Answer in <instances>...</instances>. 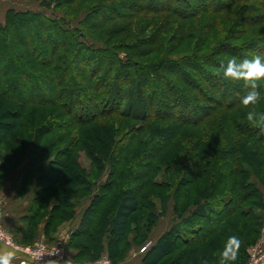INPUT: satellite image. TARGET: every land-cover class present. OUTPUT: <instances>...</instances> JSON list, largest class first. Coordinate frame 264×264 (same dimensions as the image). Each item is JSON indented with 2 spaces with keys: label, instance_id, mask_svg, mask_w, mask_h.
Masks as SVG:
<instances>
[{
  "label": "trees",
  "instance_id": "1",
  "mask_svg": "<svg viewBox=\"0 0 264 264\" xmlns=\"http://www.w3.org/2000/svg\"><path fill=\"white\" fill-rule=\"evenodd\" d=\"M88 1L41 0L74 17L12 8L0 22V171L19 168L33 146L21 191L40 177L20 241L31 244L44 217L46 235L56 232L87 196L67 248L83 263H122L155 226L138 227L129 241L132 219L141 211L159 218L146 190L162 188L154 165L171 147L161 207L164 213L173 203L176 221L141 264H218L231 236L239 241L232 264H248L264 228V134L246 120L243 82L214 73L233 57L264 59V0H98L84 11ZM141 24V34L156 25L150 37H135ZM121 50L130 54L123 58ZM44 107L61 111L54 122L61 131L39 145L33 127ZM256 107L264 111V90ZM10 115L14 122L4 123ZM82 152L98 179L81 163ZM140 165L147 171H137Z\"/></svg>",
  "mask_w": 264,
  "mask_h": 264
},
{
  "label": "rangeland",
  "instance_id": "2",
  "mask_svg": "<svg viewBox=\"0 0 264 264\" xmlns=\"http://www.w3.org/2000/svg\"><path fill=\"white\" fill-rule=\"evenodd\" d=\"M98 0H89L88 3L83 7L84 11H87L89 9L92 8L93 5H95V3L97 2ZM15 9L17 11H41V12H46L48 15L50 16H55L59 19H64L65 18V12L67 13V11L69 12V8L66 7H59L56 5V3H49V2H46V3H42L41 0H0V22H4L5 19V15H6V12L7 10L9 9ZM70 13V12H69ZM75 13H70V16L71 17H74ZM85 14H82L81 17H79L78 19H75L73 20L71 23L74 27H77L78 26V23L85 18ZM149 15H145V16H142L141 18L144 19V18H147ZM177 21V20H176ZM175 21V23H176ZM144 25L141 24L139 26V29L137 30L136 32V35L135 37L136 38H143V34L145 37H150V35L152 34V32L155 31V28H156V25H152L149 27V29L144 32L143 34H141V29ZM140 30V31H139ZM256 37V33H253V34H248L246 36V38H244V40H242L241 42H239V46L241 47H245L246 45H248L247 43L250 42L253 38ZM104 40V39H103ZM130 42V40H127ZM124 42L126 43V39L125 38H120L118 39V42ZM120 47H124V46H120ZM125 48V47H124ZM120 52V51H119ZM121 55V57L123 58H126V56L129 53V51L127 50H121V52L119 53ZM157 57H151L147 60H143L144 61H153L155 60ZM139 60V58H137ZM142 61V60H140ZM61 111L57 110V109H54V108H50V107H44V108H41L38 115H37V118H38V125L34 126L33 128L34 129H37V133H38V141L37 143L40 145L41 141H43L42 143H47L50 138L53 136V138L55 136L58 135V133H60L61 130H58L57 128H55V125H54V122H56L55 120L58 119L59 117L57 116V114H59ZM50 116L49 118L52 119V122L49 123V124H44L42 123L44 118H46V116ZM2 120L4 121V123H9V124H12L14 122V117H12L11 115L6 117V118H2ZM49 122V121H48ZM44 125H42V124ZM161 125V124H160ZM42 126V127H41ZM77 129V128H76ZM189 131H193L194 128H187ZM57 133L56 135L54 133ZM126 133V129L124 128L121 132V134L119 135V138L118 140L121 139V137ZM2 134L4 135L5 134V130L2 126H0V136H2ZM44 134V138H41V135ZM75 135V134H73ZM144 136V135H143ZM48 137V138H47ZM43 139V140H42ZM45 139V140H44ZM49 139V140H48ZM52 139V138H51ZM173 142V141H172ZM172 142L170 143V145H172ZM63 147V146H62ZM5 149V148H4ZM135 149V147H134ZM33 151H35L34 147H30L28 150H26V153L24 154V158L21 159L22 162H21V166L19 168H17L15 171H10L8 169H4L3 171H0V187L2 185L3 182H5L6 178L8 177H11V176H18L20 178L23 179L22 176H24V172L25 170V167H27L26 165L28 164V162L31 160V157L33 155ZM172 153V148L170 147L169 149H167V151H164V154H160V157L158 158V161L155 163L154 166L158 167V166H161L160 167V172L158 175H156L154 177V180L157 181V182H164L163 183V186L162 188H153V189H147L146 190V193L149 194L150 198L155 202V208L157 210V215H159V218H155V222H153L150 218H148L147 215H145V213H143L142 211L137 213V215L132 219V222H131V228H130V233H129V236H128V240L129 241H133L135 238H136V232L138 231L137 229L139 228H142V229H146L145 231L147 232V229L150 228V226L148 227L147 225L150 223H154V227L152 226V232L150 234V237L147 238L148 240L145 242V243H154V241L156 240L157 236H160L162 235L164 232H166L167 230H169V227H171L173 225V223H175L176 221V215H175V212L173 210V203L170 202V206L167 210V212H164L162 213V207H161V203H162V199L164 198L165 195L169 194L170 190H168L167 188H165L167 186L168 183H166V175H167V170H168V166H169V162L171 160V154ZM121 155V154H120ZM162 155V156H161ZM119 158L122 157L121 156H118ZM124 159V158H122ZM170 159V160H169ZM167 160V162H166ZM80 161L81 163L84 165V167L87 169L93 174V178L94 179H98V177L100 175H96V171L94 170L93 168V165H92V160L86 155V153L82 152L81 153V157H80ZM128 162H125L122 160V164L121 166H126ZM121 166L119 167L121 169ZM141 166V165H140ZM142 168H140L139 170L137 171H140V173H143V170L144 171H147L146 168H144V166H141ZM107 173V169L106 171L104 172V175H106ZM169 173V172H168ZM103 176V175H102ZM143 176V175H142ZM29 177V176H28ZM40 178L38 174H36V176H32L30 178H28V184L26 186V189L27 191L31 190V188L34 190V195H35V192L38 191L40 189V184H36L35 181ZM102 179H106V178H102ZM140 182H142V179L140 177ZM102 182H100L101 184ZM262 191L264 193V187L262 188ZM96 195V194H94ZM87 196H83L82 197V200L84 203H86L87 201ZM89 202V201H88ZM87 202V203H88ZM0 207H3L4 208V204L0 202ZM78 210V208H77ZM78 214H76L77 216ZM46 217H44V219L41 221V224H45L46 225ZM74 219H71V220H67L65 222H60L58 224V227H57V230L56 232L54 231L53 233H51L50 236L46 235V233L44 232V235H41V236H38L31 244H26L24 242H21L20 239H19V236H20V233L16 230H12V229H9L6 224L4 223V225L1 226L2 229L6 230L7 232H9L11 234V237L14 239V241L22 246H25L26 248L31 246V247H37V245L39 243H44L46 245H48L49 247H53V246H56L58 243H64V242H67L68 239H71V236L67 235L66 232H63L61 233L60 230H65L66 226L68 224H70ZM40 227V226H39ZM46 227V226H45ZM139 227V228H138ZM147 227V228H145ZM39 230V228H38ZM37 230V232H38ZM45 231V229H44ZM155 233V234H154ZM262 238H264V228L262 230V233H261V237L258 241V243L254 246L256 247L260 241L262 240ZM141 238L138 239V241H140ZM137 241V242H138ZM145 243H143L142 245H133L130 249V251L128 252V254H130L132 252V249L134 246H137L136 249H135V254L136 256H143L145 254V252H142V248L144 247ZM253 247V248H254ZM252 249V248H251ZM250 249V251H251ZM249 251V252H250ZM69 252L70 250L67 248L66 249V253H67V257L69 256ZM181 252V250H180ZM179 252H176L175 255H177ZM128 256V255H127ZM68 259V258H67ZM75 262L78 263V264H90V263H83L82 261H76L75 259ZM98 262H102L104 264H111V262L106 258V257H103L102 259H100ZM250 262V257H249V261H248V264Z\"/></svg>",
  "mask_w": 264,
  "mask_h": 264
},
{
  "label": "clouds",
  "instance_id": "3",
  "mask_svg": "<svg viewBox=\"0 0 264 264\" xmlns=\"http://www.w3.org/2000/svg\"><path fill=\"white\" fill-rule=\"evenodd\" d=\"M226 81H242L243 87L247 89L246 94L241 98V104L249 109L246 112L247 122L260 133L264 134V111H258L257 105L261 101V90H264V59L257 54L252 58H245L237 62L236 58H231L226 65L221 64L214 73ZM12 237L9 232L0 228V264H13L19 255L18 248L11 242ZM239 241L237 237L231 236L219 254L218 264H232L237 258ZM49 259L45 260L44 257ZM58 251L42 252L40 255L31 257L25 264H72L71 259L61 260ZM200 264H209L207 259H202Z\"/></svg>",
  "mask_w": 264,
  "mask_h": 264
},
{
  "label": "crops",
  "instance_id": "4",
  "mask_svg": "<svg viewBox=\"0 0 264 264\" xmlns=\"http://www.w3.org/2000/svg\"><path fill=\"white\" fill-rule=\"evenodd\" d=\"M23 187V179L18 176H11L6 178L5 182L2 183L0 187V202L4 204L5 209V224L9 229L16 230L20 233V236H23L25 231L29 226L27 217L30 214V208L34 201V190L31 188L29 191H21ZM89 202L84 203L77 210L78 215L74 220L68 224L65 230H60L61 233L66 232L67 235L71 236L72 233L80 226L82 223V215L85 209L88 207ZM45 224L40 225L37 232L38 236L44 235ZM165 233V232H164ZM163 233V234H164ZM155 234V233H154ZM37 236V237H38ZM161 237L157 236L155 242ZM70 239L67 240V244ZM137 246H134L132 252L128 254L126 259L119 264H141L142 257L136 256L135 249ZM77 256V250H70L68 259H71L72 264H78L75 262ZM23 256L19 253L17 259L13 264H20V260ZM90 264H104L102 262L90 263ZM113 264V263H111Z\"/></svg>",
  "mask_w": 264,
  "mask_h": 264
},
{
  "label": "built area",
  "instance_id": "5",
  "mask_svg": "<svg viewBox=\"0 0 264 264\" xmlns=\"http://www.w3.org/2000/svg\"><path fill=\"white\" fill-rule=\"evenodd\" d=\"M5 209L3 207H0V228L2 225H4L5 223ZM19 250V253L23 256V258L20 260V264H25L26 261H28L31 257H35L40 255L42 252H51V251H58L59 252V256L58 257H53L55 259H61V260H67V253H66V249H67V243L64 242L62 243H58L56 246L53 247H49L48 245L44 244V243H39L37 245V247H25L22 246L18 243H16L14 241V239L12 238L11 241ZM152 245V243H148L146 244L143 248H142V252H146L147 249ZM250 254V262L249 264H264V238H262V240L260 241V243L251 249V251L249 252ZM45 260L49 259L48 256L44 257Z\"/></svg>",
  "mask_w": 264,
  "mask_h": 264
}]
</instances>
